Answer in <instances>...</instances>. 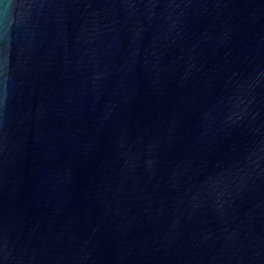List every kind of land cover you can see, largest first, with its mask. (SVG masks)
Here are the masks:
<instances>
[{
    "label": "water",
    "instance_id": "obj_1",
    "mask_svg": "<svg viewBox=\"0 0 264 264\" xmlns=\"http://www.w3.org/2000/svg\"><path fill=\"white\" fill-rule=\"evenodd\" d=\"M0 264H264V0H0Z\"/></svg>",
    "mask_w": 264,
    "mask_h": 264
}]
</instances>
